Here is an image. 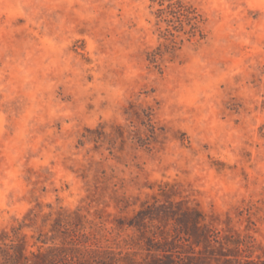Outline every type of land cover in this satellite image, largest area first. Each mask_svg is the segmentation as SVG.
I'll return each instance as SVG.
<instances>
[{
    "label": "rangeland",
    "instance_id": "1",
    "mask_svg": "<svg viewBox=\"0 0 264 264\" xmlns=\"http://www.w3.org/2000/svg\"><path fill=\"white\" fill-rule=\"evenodd\" d=\"M2 232L264 264V0H0Z\"/></svg>",
    "mask_w": 264,
    "mask_h": 264
},
{
    "label": "trees",
    "instance_id": "2",
    "mask_svg": "<svg viewBox=\"0 0 264 264\" xmlns=\"http://www.w3.org/2000/svg\"><path fill=\"white\" fill-rule=\"evenodd\" d=\"M178 6L176 8V12L174 14H177L179 16H182L190 21L195 20V22L192 25L193 32L199 31L198 21H196V16H192L190 11H187L185 14L183 12V5L178 1ZM190 14V15H189ZM194 15V14H193ZM156 61V54H152L151 62L155 63ZM151 119H149V122ZM151 126V125H150ZM153 127V126H152ZM15 232V230H14ZM16 237H12L6 232H2L0 234V264H36V261H32V258L40 259L44 264H55L53 263L54 258H62L65 263L63 264H76V260L72 254L69 252L67 253V249L64 247H61L58 251V257L53 258V249H48L45 253L39 252L38 254L31 253L32 256H29L25 249L20 245V243L15 239ZM42 244H45V242L41 241ZM73 249L76 248V250H80L79 243H73ZM72 249V248H71ZM87 251V249H84ZM69 251V250H68ZM89 252V251H87ZM92 253H96L98 256L105 257L101 259L100 264H119L121 262L119 257H116L115 255L107 256V252L103 250H94ZM49 256L50 259H49ZM98 264V263H97Z\"/></svg>",
    "mask_w": 264,
    "mask_h": 264
}]
</instances>
